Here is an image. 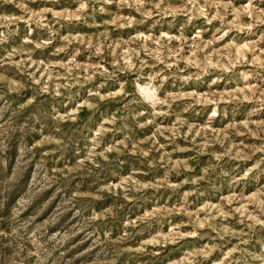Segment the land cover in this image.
Wrapping results in <instances>:
<instances>
[{
	"label": "clouds",
	"instance_id": "1",
	"mask_svg": "<svg viewBox=\"0 0 264 264\" xmlns=\"http://www.w3.org/2000/svg\"><path fill=\"white\" fill-rule=\"evenodd\" d=\"M0 264H264V0H0Z\"/></svg>",
	"mask_w": 264,
	"mask_h": 264
}]
</instances>
